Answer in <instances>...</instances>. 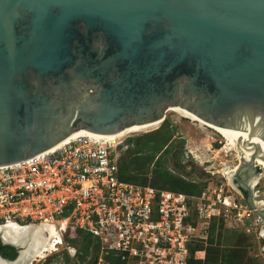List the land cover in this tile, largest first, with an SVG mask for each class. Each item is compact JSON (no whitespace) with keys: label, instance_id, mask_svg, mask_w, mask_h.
Returning <instances> with one entry per match:
<instances>
[{"label":"water","instance_id":"1","mask_svg":"<svg viewBox=\"0 0 264 264\" xmlns=\"http://www.w3.org/2000/svg\"><path fill=\"white\" fill-rule=\"evenodd\" d=\"M167 108L251 154L230 184L264 221L240 177L264 164V0H0V167Z\"/></svg>","mask_w":264,"mask_h":264},{"label":"built area","instance_id":"2","mask_svg":"<svg viewBox=\"0 0 264 264\" xmlns=\"http://www.w3.org/2000/svg\"><path fill=\"white\" fill-rule=\"evenodd\" d=\"M123 142L78 137L50 153L0 167V228L42 227L51 248L42 250L41 261L65 252L74 262L76 250L69 242L78 232L89 235L97 249L89 264H187L188 247L206 240L212 220L251 229L264 240L263 219L223 182H209L192 196L119 180ZM236 154L221 179L233 178L244 161ZM253 169L259 176L253 201L264 211V170L255 164ZM254 256L264 264L261 254Z\"/></svg>","mask_w":264,"mask_h":264},{"label":"rangeland","instance_id":"3","mask_svg":"<svg viewBox=\"0 0 264 264\" xmlns=\"http://www.w3.org/2000/svg\"><path fill=\"white\" fill-rule=\"evenodd\" d=\"M123 140L127 148L120 152L118 160L121 165L133 162V166L140 169V174H133L138 184L165 189L167 183L157 174L163 167L173 177L186 183H193L201 190L209 182L214 185L223 182L230 191H234L229 180L230 174L225 175L223 179L220 176L224 171L221 165L235 164L234 153L231 151L226 153L225 150L216 153V150L223 147V139L213 130L197 122L180 117L174 112H166L154 129L130 134ZM157 142L162 144L155 148ZM240 177L246 183L254 181L251 187L255 191V186L259 184L256 170H246ZM238 199L244 201L240 195ZM261 235L264 236L262 232ZM192 246L204 251L203 260L192 264H212L214 257H217L216 264H261L260 256L256 258L254 255L261 254L264 257V250L263 253H259L264 247V240H257L253 230L250 229L247 233L243 229L230 228L221 220H212L209 223L206 240L193 242ZM33 264L46 263L38 258ZM50 264L82 263L75 260L72 262L69 258L65 261L62 252L60 258L51 261Z\"/></svg>","mask_w":264,"mask_h":264},{"label":"trees","instance_id":"4","mask_svg":"<svg viewBox=\"0 0 264 264\" xmlns=\"http://www.w3.org/2000/svg\"><path fill=\"white\" fill-rule=\"evenodd\" d=\"M161 144H162L161 142L155 143V148H157ZM162 163H164V161H162ZM117 169H118L117 177L119 180L123 182L131 183V184H135V185L150 186V185H145L143 183L138 184L136 182V179L133 174H136V175L140 174V169L133 166V162H129L128 165H121L118 160ZM157 174L160 179H162L163 181L167 183V187L165 189H157V188H154L153 186H150L151 188H154L157 190H166V191H171V192H176V193H182V194L192 195V196L198 195L201 190L197 187V185L193 183H186L180 179L173 177L171 174L167 173V171L163 167H161L157 171ZM169 185H172V186L170 187ZM69 243L76 250V256L74 260L82 264L83 263L89 264V260L87 258H90L97 250L94 244V241L91 239V237L89 235L78 232L76 239H74L73 241H70ZM78 243H80V245ZM188 251H189V256L187 259V264L197 263L203 260L204 251L202 249L193 248L191 244L188 247ZM58 258L59 257L57 255H52L48 257L44 262L46 264H50L51 261L58 259ZM63 258L65 259V261H68V257L65 254V252H63ZM216 262H217V257H214L212 260V264H216ZM110 263L119 264L116 260H113V261L111 260Z\"/></svg>","mask_w":264,"mask_h":264},{"label":"bare ground","instance_id":"5","mask_svg":"<svg viewBox=\"0 0 264 264\" xmlns=\"http://www.w3.org/2000/svg\"><path fill=\"white\" fill-rule=\"evenodd\" d=\"M166 112H174V113L178 114L180 117H183L185 119H189V120H191L193 122H197L201 126L213 130L224 141L223 147L220 150V152H222L224 150H225L226 153L229 152V151H231L233 153H236L237 152L236 157L238 159L242 155L243 158H244V161H248V159H249V157H250L251 154L247 153L236 141H234V140H232V139L224 136L223 134H221L219 131H217L211 125L200 121L199 119H197L196 117H194L190 113H188V112H186V111H184L182 109H179V108H167L164 113H166ZM159 123H154V124H151V125H147L145 127H141V128H138V129H134V130H131V131H127V132L121 133V134L116 135V136L111 137V138H101V139H106V140H120V139H122V138H124V137H126V136H128L130 134H133V133H142V132L150 131V130L154 129ZM78 137H92V136L87 135V134L82 133V132H79V133L75 134L74 136L70 137L69 139H67L65 142H63L62 144H60L56 148L50 150L48 153H50V152L58 149L62 145L66 144L68 141H70L72 139H76ZM253 163L256 166H258V167H260L261 169L264 170V164L261 161H259L256 157H255V161ZM222 167H223L224 171H227L228 168H229V166L226 165V164L224 166H222ZM229 180L231 182V177H229ZM252 182H254V181H250V182H248V184L250 186H252ZM262 229H263V231H262ZM262 229L260 230V235H261V232L264 235V227H262ZM0 234H1V236H2V238H3L4 241H11V242H14L15 244L20 243V240L21 239H25L26 238V239L30 240V242H29L30 247L28 249V253L30 255L32 254L31 258L33 257V259L34 258H39V259L42 258L43 255L41 254V252H42L43 249H48L47 245H49V248H51L50 247L51 244L47 243V241H45L44 239H42L41 232H38V231H34V230H31L30 231L29 229L0 228ZM29 238H31V239H29Z\"/></svg>","mask_w":264,"mask_h":264},{"label":"flooded vegetation","instance_id":"6","mask_svg":"<svg viewBox=\"0 0 264 264\" xmlns=\"http://www.w3.org/2000/svg\"><path fill=\"white\" fill-rule=\"evenodd\" d=\"M29 242L26 238L17 244L4 241L0 234V264H33V261H38V258L33 259L32 254L28 253Z\"/></svg>","mask_w":264,"mask_h":264}]
</instances>
